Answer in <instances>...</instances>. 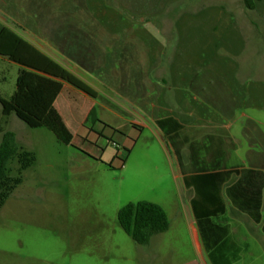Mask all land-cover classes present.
<instances>
[{
	"label": "rangeland",
	"instance_id": "rangeland-1",
	"mask_svg": "<svg viewBox=\"0 0 264 264\" xmlns=\"http://www.w3.org/2000/svg\"><path fill=\"white\" fill-rule=\"evenodd\" d=\"M0 26L44 44L97 92L100 105L86 125L93 135L74 131L67 146L49 129L5 116L0 103V144L2 131H12L36 156L0 207V264H205L194 219L180 215L173 198L176 155L152 119L176 114L177 100L186 104L175 91L181 72L233 75L246 60L252 88L264 91V2L252 11L243 0H0ZM20 70L0 58V98L13 96ZM194 93L189 105L203 107L202 93ZM198 126L192 134L201 137ZM241 142L244 153L249 142ZM10 169L19 176L17 161ZM142 201L162 202L171 216L170 229L148 245L118 221L124 206ZM247 243L245 257L264 264L262 243Z\"/></svg>",
	"mask_w": 264,
	"mask_h": 264
},
{
	"label": "trees",
	"instance_id": "trees-1",
	"mask_svg": "<svg viewBox=\"0 0 264 264\" xmlns=\"http://www.w3.org/2000/svg\"><path fill=\"white\" fill-rule=\"evenodd\" d=\"M245 7L255 11L264 0H243ZM0 56L21 67L17 89L9 100L0 98L3 114L13 113L30 128L51 130L64 145L73 144V135L55 108V102L63 90V83L98 100L97 92L77 78L57 61L34 47L26 39L6 27L0 28ZM158 127L165 134L174 150L179 165L186 175L188 188H194L196 196L192 202L194 215L202 243L213 264H232L237 259L222 257L221 250L228 247L229 227L222 224L221 217L227 212L223 190L233 175L239 179L227 189V196L241 212L248 214L255 223H262L264 193V171L258 169L228 170L201 160L200 146L191 145L190 167L184 159L183 150L188 139L183 124L173 117L161 118ZM0 144V207L22 184V173L36 162V156L20 147L17 135L2 131ZM17 161L19 176H12L10 165ZM112 169V164H106ZM193 174L187 176V172ZM118 221L124 232L139 245H148L152 239L170 229V220L159 204L142 201L124 206L118 214ZM264 233V225L262 227ZM222 257V258H221Z\"/></svg>",
	"mask_w": 264,
	"mask_h": 264
},
{
	"label": "crops",
	"instance_id": "crops-1",
	"mask_svg": "<svg viewBox=\"0 0 264 264\" xmlns=\"http://www.w3.org/2000/svg\"><path fill=\"white\" fill-rule=\"evenodd\" d=\"M26 40L62 66L68 67L45 52L43 50L44 44L34 43L28 39ZM243 50H246V47L241 49L242 53ZM0 58L4 57L0 56ZM245 62L248 64L246 60L242 62L237 61V63H235L233 75H225L223 73L220 75H210V73L204 70L196 76L187 74L186 72L177 74L176 81L178 84L175 87V91L181 94V99L186 98L187 102L185 105L184 102H181L182 104L179 105V100H177L178 109L176 114L166 117H173L184 126V133L188 142L184 147L183 154L185 159V150L188 152V162L186 163L188 167H190L192 161L190 147L193 145L201 147V160L203 162L224 165L228 170L252 168L264 171V116L259 117L253 112H245L243 109V106L246 105V107L260 109L264 112V91H260V88H252L253 85L255 86L252 76L253 72L252 75V70H250L249 74L244 73V66H249V64L246 65ZM190 64L194 66V62L190 61ZM252 67L253 65H251V68ZM72 71L75 73L73 69ZM254 81L257 85L260 83L258 80ZM63 85V90L55 102V108L61 115L69 131L72 133L74 137L72 145H74L76 138L74 131L79 133L83 132L86 138L93 135V131L89 130L86 125L97 113L100 105L96 99L76 89L72 85L68 83H63ZM196 90L202 93L203 107L194 105V103L189 105L188 100L190 97L195 98L194 91ZM152 108L154 110L157 107L152 105ZM161 118L152 119V122L159 129L158 132L160 136L169 144L165 134L157 125V121ZM200 122L202 136L196 137L192 133L200 128V126H198ZM133 126L141 129L146 127L144 125ZM243 137L249 142V147L244 153L241 142ZM82 143L84 142L82 141ZM80 152L89 158V160L100 163L99 158L82 151ZM102 165L107 167L104 164ZM178 168L179 171L175 172L174 177L177 191L176 197L174 196L173 198H175L174 200H176L175 202L179 207L178 211L180 215L191 214L193 217L194 220L191 223L196 225V227L193 228L194 236L195 239L199 237L205 250L207 258L205 264H213L202 243L193 211L192 202L196 196L195 189L186 186V175L181 170L179 162ZM192 174L191 171L187 172V176ZM238 179L239 176L233 175L223 190L227 212L221 217V220L223 225L229 227L227 241L231 243H229L228 247L221 250V253H223L221 256L226 257V259H228V257L237 259V261L232 264H253L252 258L245 257L249 248L247 241L252 239L255 242L262 243L264 246V233L262 231L264 225V193L262 223L257 224L248 214L236 208L227 196L226 192L228 187ZM156 204H159L165 209L170 220L171 216L167 206L162 202H156ZM196 263L199 264L198 261H196Z\"/></svg>",
	"mask_w": 264,
	"mask_h": 264
}]
</instances>
